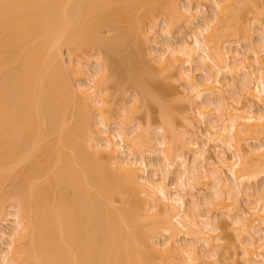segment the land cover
<instances>
[{
  "label": "bare ground",
  "instance_id": "6f19581e",
  "mask_svg": "<svg viewBox=\"0 0 264 264\" xmlns=\"http://www.w3.org/2000/svg\"><path fill=\"white\" fill-rule=\"evenodd\" d=\"M178 2L0 0V212L12 201L9 217L14 219L8 230L10 244L0 252V263L153 264L152 256L157 254L167 264L177 253L182 262L176 264H201L202 256L206 263L219 256L217 247L221 246L213 244L215 236L210 233L219 228H214L218 222L213 217L220 211L230 217L227 225L236 226L246 264H264V187L255 194L244 188L264 176L263 0H206L212 3L214 15L194 23L192 43L180 41V50L169 43L171 39L163 47L155 43L160 48L150 59L160 74L177 70L183 80L187 78V100L203 121L207 118L202 122L204 132H193L188 139L179 134L183 148L193 155L192 162L182 154L174 155L172 140L177 127L162 97L153 96L164 97L168 87L147 72L148 67V74L141 75L136 69L142 64L138 39H155V34L148 36L143 30L145 21L151 22L153 31L156 17L165 15L166 34L172 36L173 19L182 18L190 25L198 19L200 6L195 11L189 6L180 8ZM247 20L260 25L262 40L241 53L227 45L242 28L253 30ZM128 46L139 52L131 49L116 59L118 49ZM181 49L184 54L178 53ZM94 51L98 69L84 79L90 86L87 81V85L84 81L72 83L71 71L86 75L81 63L73 66L72 56L89 58ZM64 54L70 57L69 66ZM253 61L258 63L257 73ZM193 62H199L205 74L201 82L181 68L185 64L191 67ZM124 70L128 71L127 82L138 93L133 100L135 110L140 103L149 109L153 103L160 108L163 128L157 141L163 158L156 165L158 170L153 168L154 176L153 172L149 175L145 151L137 150L144 148L147 133L139 131L133 136L134 132L121 127L116 135L109 131L108 84L113 82L117 91L122 90ZM225 89H230L228 94ZM93 113L100 117L96 125L104 128L97 135L92 128ZM210 142L214 143L211 153L210 147L206 150ZM249 142L257 145L250 149ZM178 160L180 169L171 186L166 181ZM221 167L227 168L228 177ZM210 176L215 185L205 199L207 211L200 213L199 194L194 193L186 209L181 190L191 180L199 186ZM241 194L247 197L243 210ZM2 221L0 218V225ZM158 233L166 236L160 245L152 243L151 235ZM181 234L192 241L178 243ZM200 243L208 250L203 248L206 256ZM211 264H216L214 259Z\"/></svg>",
  "mask_w": 264,
  "mask_h": 264
},
{
  "label": "rangeland",
  "instance_id": "374dc122",
  "mask_svg": "<svg viewBox=\"0 0 264 264\" xmlns=\"http://www.w3.org/2000/svg\"><path fill=\"white\" fill-rule=\"evenodd\" d=\"M191 1H189V0H179L178 3L180 4V8H184L186 6L187 7L189 6L190 8H192V7L195 8L194 9L195 11H196V8H199L197 6H200L199 12H198V16H197L198 19L195 22H192L193 24H191V25L187 24L184 21V19L181 20L182 18L180 20H178L179 18H176L175 20L173 19V21H175V25L176 26L173 27L174 30H172V36H167L168 34H166V32L168 30V27H167L168 26L167 25L168 21H167V17H164L165 15H163V16L160 15V16L156 17V19L154 20L155 22H154V27H153L154 30L153 31H152V28L150 27L151 22L149 23V21H145V24H143L144 25V29L143 30L146 31L148 36L151 35V33L153 35L155 34L154 35L155 39L151 38L149 41H143L142 39H138L137 45H138V48L140 50V55H142V56H140V59L142 60L140 62L142 64L139 63L140 66L138 65L139 67L138 66L136 67L137 71L140 72V73L139 72L138 73L141 74V75H142V73L143 74H148L147 72L151 71L153 76L155 75V78L159 77V80H158V78L156 79L158 82H160L161 84L163 83L164 86L166 85V87H168L169 91H167V93L164 95V97L163 96H159L157 93H153V96H154V98H157V99L159 97L160 98L162 97L163 103L166 104L165 106L166 107L168 106L170 108V110H168V111H170L169 115H170L172 120L174 119V122H173L175 124L174 126L177 127V128H175V134H174V138H173L174 140H172L173 141V145H174V147H173L174 155H181L182 154L186 158H188L187 159L188 161L190 160L189 162H192V159H193L192 156L193 155H191L192 153L189 152L186 148L185 149L183 148V144H182L183 141H182V139L180 137L182 136V137H184V139H188V136L189 135L192 136L191 134H193V132L194 133L195 132L201 133L202 131L204 132V129H205L204 123L206 122L205 120H207V118L203 121L202 117L199 115L198 111H193V107H191V102H188V100H187L188 99V95H186V94H189V92L187 90L189 88L187 87L188 85L186 84L187 78H186V80H183L178 75V73H176L177 70L176 71L173 70V72L171 71L172 73L171 72H169V73L167 72L168 74L165 73V75H163L162 74L163 72H161V74H162L161 75L160 74V68L157 66L156 63H155L156 65H155L154 62L151 61L150 58H152V57H150V56H153V55L155 56L154 53H156L158 51V48H160L161 45H164V44L166 45V43L169 42L168 40H170V39L171 40H170L169 43L175 44L174 45L175 48H178L179 50H180V48H182L180 41L182 42V44H184V41H186V43H188V44L192 43L193 42L192 30L194 29V23H195V25H196V23L200 24L204 20V18L205 19H211L213 17L212 15H214V13H213L214 9L212 8V5H211L212 3L210 4V2H213V1L208 2V4H207L206 0H204L203 2L201 0L200 1L199 0H191ZM199 4H201V5H199ZM262 4L264 5V0H263ZM194 13H196V12H194ZM252 15H251V17H254ZM251 17L248 16L249 19ZM250 20H247V21L249 22ZM252 20H254V18H252ZM261 20H262L261 23L263 22L262 24H263V28H264V16L261 18ZM176 21L177 22L179 21L178 24L176 23ZM250 22H252V21H250ZM253 22L250 23L249 25L253 24ZM245 23H247V22H245ZM173 24H174V22H173ZM247 25H248V23H247ZM245 26H246V24H245ZM253 26L254 27H251V29L253 28V30L251 31L249 29L250 30V31L248 30L249 32H247V31L245 32V30H246L245 27H244V29L242 28L240 30L241 34H240V31H239L240 35H238V37H236L237 39L235 37H233L230 40L231 42L233 41L232 43L230 42L232 45L229 44L227 46H230L231 49L238 50L241 53H246L248 51V49H249L251 44L254 45V46L257 45V44H260L259 42L262 40L261 39L262 38L261 33H259L260 25L257 22H255V25L253 24ZM249 28H250V26H249ZM111 34H113V33H111ZM156 42L158 44L160 43V46L158 48L156 47V44H155ZM179 43H180V45H179ZM131 44H133L134 47L137 46L133 42ZM161 47H163V46H161ZM131 49H133V47H131V46L130 47L128 46V48L127 47L126 48L120 47V49H118V51L115 53L116 56H115V54L114 55L111 54V56L113 55L116 58L119 55V57L116 58V59H118V58H120V56L122 57L124 54L126 55V53L129 50H131ZM155 49H156V52H155ZM135 50H136V52L137 51L139 52L138 49H135ZM179 52H183V54H184V51H182V49H181V51H178V53ZM65 53H67V52H65ZM95 53H96L95 51H94V53L92 52V54H91V56L89 58L85 57V56H82V55H77V56L74 55V56H72L71 59H72L73 66L76 67V66H78L81 63L79 65V67H82L83 68V73L86 74V75L83 74L84 76H82V75L80 76V75L75 74L73 71H71L70 76H71V79H72V83L76 84V83L81 82V81H82L81 83H83L85 78L88 79L87 77L88 76L90 77L92 75V73L94 74V71L96 69H98L97 68L98 67L97 63H98L99 59H98L97 54H95ZM130 53H131V51H130ZM181 55H182V53H181ZM181 55L178 56L180 59L183 58ZM80 56H82V57H80ZM103 56L107 57L105 53L103 54ZM133 56H134V54H133ZM64 58H65L66 64L69 66L70 65L69 63H71V60L69 59L70 58L69 55L64 54ZM253 60L255 61L256 59H253ZM105 63L107 64L109 62H107L105 60ZM196 63H198V64H196ZM254 64H255V70H256V73H257L259 71H257L256 67L259 69V66H256L258 64V63L256 64V62H254L253 65ZM199 65H200L199 62H195V63L193 62V65H191V67L189 65H187V64H185V67H181L182 65H180V67L182 69L184 68V70L187 72V74L188 73H190V74L193 73L192 75H194V77L197 78V79L195 78L196 81L198 80V82H201V81H203V79H204L203 76L205 74H204V72H202V69H200ZM145 67H148L150 70L146 68L147 72H145L146 71ZM180 67L178 66V69ZM181 68L178 71H182ZM225 74H226L227 77L228 76L230 77L229 73L228 74L225 73ZM258 75H259V73H258ZM122 77H123V79H122L123 80V84L122 85L120 83V81L122 82V80H119V83L121 85L120 86L121 88H119V89H122V90L117 91V87L115 86V84L114 85L112 84L113 82L108 84V88H109V90H108V94H109L108 101L109 102H108V105H107V109H108V114L107 115L110 118L109 119V121H110V130L109 131L114 133V135H116L117 130L120 131V130L124 129V130H127L129 133L130 132L131 133L134 132L135 135H133V136H136V134H138L139 131L142 132V133H147V134L149 132L150 134H148V135L145 134L147 138L145 136L143 137L144 144H143V142L141 143V145L143 144L144 148L141 146L143 149L140 147L141 149L137 148V150H140V151L143 150V152L145 151V153H144L145 156L144 157H146L145 159H146L148 165L150 166L148 168V170H149L148 172L150 173L149 175L151 176V174L153 172V176H154V173H155L154 171L158 170L157 169L158 166H156V165L157 164L159 165V161H161L160 159L163 158V153H162L163 148L158 144V142L160 141L159 139H161V137H160L161 135L160 134H161L162 128H163V124H162V122L160 120L161 119L160 108H159L158 104L156 105L155 103L152 104L151 109L146 108L143 104L140 103V105H139L140 108L135 110L134 105H133V100L136 99V97L138 96L137 95L138 93H137L136 89L132 86V84H130L129 81L127 82V80H129L128 79L129 78L128 71L126 73V70H124V72L122 73ZM126 77H128V78H126ZM144 77H146V75H144ZM222 77H223L222 79H224V75ZM85 82L89 85L88 80H85L84 83ZM224 82H226V81L224 80ZM86 83L84 85H87ZM236 83H237L236 84L237 87L240 88V86H238L240 84V80L237 79ZM89 86H88V88H89ZM252 86H253V82H252ZM238 88H237V91L238 90L240 91L241 89H238ZM227 90L230 91V89H227ZM227 90L225 89V92L228 94ZM230 95L231 94H229V96ZM186 96H187V98H186ZM197 103L201 104V102L198 101V100H197ZM231 103H232V101H231ZM232 104H234V102ZM128 109H129V111L133 109V110H135V112L131 113V114L129 112V114H130V116H129V114L127 112ZM257 109H259V108H257ZM95 113L97 114V112H95ZM125 113L128 114V115H125ZM215 113H213V114L215 115ZM96 114H94V116L92 117L93 118L92 126L95 124L92 127L93 131H94L93 132L94 135L99 134L98 131H100V132H101V130L104 131V128H102L101 125L100 126L96 125V122H98V125L100 123V119H99L100 117H96L97 116ZM172 114H173V116H172ZM216 115H219V113L217 112ZM216 115H215V117H216ZM125 120H126V123H125ZM185 120H187L188 123L185 124V122H187ZM123 121H124V124H123ZM202 122H204V123H202ZM188 124L190 125V127H188ZM176 129H177L178 132L176 131ZM143 130L146 131V132H144ZM115 131H116V133H115ZM136 131H138V132H136ZM101 133H100V135H101ZM157 140H159V141H157ZM117 141H119V139ZM153 141H155V143ZM147 143H149V144H147ZM251 143L249 142L248 144L250 145ZM146 145H148V146H146ZM249 145H248V147H249ZM254 145H257V144L256 143L255 144L252 143L250 145V149L251 148H255ZM209 147L212 150L209 149ZM213 147H214V143L210 142V144L208 143V147H206V150L209 149L208 150V151H210L209 153L214 152L213 151L214 150ZM135 150H136V148H134L132 151L135 152ZM126 152L129 154L131 152V150H130V152L129 151H126ZM134 152H131V153H134ZM137 153L140 154V152L136 151V154ZM229 153L231 154V152H229ZM229 153H227V154L229 155ZM128 154H124V155H126V157H127ZM209 155L210 154H207V156H209ZM228 155H226V156H228ZM136 156L140 157L139 155H136ZM123 157H125V156H122L121 158L123 159ZM179 164H180V161L179 160L176 161L175 166H174L176 169L174 168V169L170 170L171 174L169 175V177H168V179L166 181V183L168 185L172 186L173 182L176 183V180H175V178H176L175 176L176 175L175 174L177 172L176 170L180 169V168H178V167H180ZM152 165H153V167H152ZM155 167H156V169L154 170L153 168H155ZM220 169H221V172H223L222 174L225 173L224 174L225 176L228 177L230 175L228 170H226L227 169L226 167H223V168L221 167ZM209 178L210 179L204 178L199 183L200 185L198 184L199 186H197L195 180L194 181L191 180L190 181V185L187 188H184V190L183 189L181 190L182 191L181 196L184 197V202H185L184 204H186L185 205L186 209H188V207L190 205V202H191L190 199H192V198H190L191 194L194 193V194H199V200H200V205H201V206H199V208H200L199 210H201L200 213H204V212L207 211V206L205 205V199L210 197V193L213 191L212 184L215 183L214 177H213V179L211 178V176ZM250 184H246L244 188H245V190L246 189L247 190L251 189L252 193L255 194V191L257 192V190L259 191V189H263L262 187H264V176L263 177L261 176V178H259L257 180V182L253 181ZM248 191L251 192L250 190H248ZM246 199H247V197L244 194H241L240 197H239V200H240L239 203L242 204L241 207L243 206L242 210L245 209L244 206L246 204ZM10 202L12 203V201L7 202L8 204L6 203V205L4 206L3 211L0 212L1 220H3V221L7 220L6 223L2 221L1 225H0V227H1L0 228V237H2V238H0V249H1L0 252L1 253L3 251H5V250H8L7 246L10 244V243L9 244L7 243L9 241V239H10V236H8V234L10 232L8 230H11L9 228L11 227L10 225H13L12 222L14 220L11 216L9 217L10 213L13 212V209L10 207V206H12ZM262 205H264V203ZM116 206H120V203H117ZM259 207L261 208L262 206L259 204ZM211 208L213 209V207H211ZM214 212H215V210L213 211V213ZM220 213H225V212L216 211L214 213V217H213L215 219V221H216L215 223L218 222L217 226L214 225V226H216L214 228H217V227H219V228H217L216 231H213L214 233L213 232L210 233V235L215 236V238H214L215 241H213L214 243L213 242L212 243L215 244L216 247H217V245L221 246V247H217V251H218L219 256L216 255V258H213L215 263L217 264L216 261H219L218 264H246V260L245 259H247V257L244 254V251H242L243 249H242V247H241V245L239 243L238 235H237L238 233H236L237 231H235L236 230L235 229L236 226H233L234 227L233 228L232 226L227 225V224H230L229 220H231V219L228 220V218H230V217H228V216L226 217V215H223V214H220ZM212 215L213 214L211 213V216ZM210 228L213 229V227H210ZM262 228L264 229V227H262ZM151 236H153L152 243L154 241V243H156V245H157V243L159 245L161 243L163 244V242L166 241V236H164V235L161 236V234L159 236V233H158V235H153L152 234ZM180 237H181V239L178 238V241H180L178 243H180V244H181V242H182V244H184L185 242L187 243V240H189L190 242L192 241L191 240L192 238L190 236L186 237V236L181 234ZM151 239H152V237H151ZM189 241H188V243H189ZM201 246H204V245L201 244L200 247ZM204 247H206V246H204ZM197 248H199V246ZM203 248L201 247L202 250L199 248L202 251V255H204L203 254L204 251H206V252L208 251L206 248H204V251H203ZM200 250H199V253H200ZM206 252H204L205 256L208 253V252L207 253ZM177 254L176 255L171 254V255H173V257L171 258V260L169 258V262L170 263H167V264H176L179 261H181L182 257L180 258L179 257L180 255L178 254L179 255L178 256ZM199 255L201 256V253ZM152 257H153L152 260H154V263L152 262L153 264H163L162 261H161L162 259L159 258V256L157 254L153 255ZM217 257H218V259H217ZM204 259H206V258H204L203 256L200 258V260L204 262L203 263V262L200 261L201 264H211V261L213 260L211 258V261L209 259V261H207L205 263ZM26 262L27 261H23L22 264H32L31 261H28L27 263ZM208 262H210V263H208ZM0 264H2V263H0Z\"/></svg>",
  "mask_w": 264,
  "mask_h": 264
}]
</instances>
